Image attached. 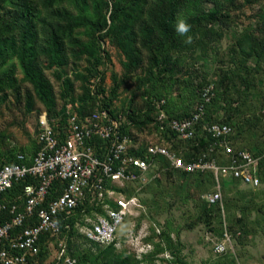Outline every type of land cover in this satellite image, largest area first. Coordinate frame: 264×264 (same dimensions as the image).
<instances>
[{"label": "trees", "instance_id": "trees-1", "mask_svg": "<svg viewBox=\"0 0 264 264\" xmlns=\"http://www.w3.org/2000/svg\"><path fill=\"white\" fill-rule=\"evenodd\" d=\"M261 1L0 0V99H7L8 90L18 91L19 81L29 82L34 93L25 96L26 112L35 109L38 102V114L44 110L55 131L63 130L68 113L85 115L99 102L100 106L123 122L126 133L131 137L134 135L132 128L141 130L153 123L156 141L162 142L170 153L185 163L203 156L218 165L227 164L231 156L225 152L224 147L214 144L216 139L201 125L227 124L231 127V132L225 136V140L231 147L236 162L241 161L237 157L241 151H247L252 157L258 158L256 176L263 183L264 117L260 112H264V3L255 13L251 25L241 29L237 26L233 28V40L223 53H219L216 46L226 37L233 23L237 24L243 8ZM207 3L212 5L207 7ZM181 19L190 25L187 36L191 37V43H186L187 36L178 35L175 30ZM105 41L122 54L125 77L138 69L144 71L137 79L130 103L119 109L113 106L118 88L116 74H112L114 85L109 94L106 92L105 79L111 59L104 46ZM201 49L212 51L213 60L220 63L210 79L200 76L195 68L197 59L201 57ZM81 57H85L87 61L84 70L75 73L73 79L65 78V66L71 59L79 60ZM14 59L22 70L20 79L15 73L16 64L12 62ZM49 73H53L58 80L63 78L60 97L70 104L58 105ZM165 77L172 84L184 83V87L191 90L188 99L183 101V107L175 105L171 97H165V93L157 89L150 94L149 86L146 87L149 82H153L152 86L158 82L165 84ZM73 80L80 81L79 95L74 94ZM210 84H213L214 94L205 105L203 119L196 125L191 138L181 140L169 127L159 129L160 123L153 115L155 110L158 113V109L152 104L153 100L159 101L165 97L162 108L169 119L188 118L200 99L202 89ZM170 85L165 84V88ZM173 88L175 87L170 89L174 90ZM137 90H141L140 93ZM138 94L143 98L150 96L146 112L134 105ZM12 95L18 102L21 101V95ZM75 101L78 102V107L73 105ZM39 147L37 139H33L32 144L26 148L4 146L0 148V165L29 164ZM18 153L23 154L24 159H18ZM135 155L148 156L143 146ZM148 158L155 162L153 177L143 186L138 180L126 181L123 187H113L108 181L107 185L113 187L115 192L112 196L106 195L104 203L113 207L119 197L139 198L141 194L149 193L145 204L146 215L154 221L153 216L160 212L164 204H167V209H172L175 205L192 200L197 212L193 225L203 223L217 237H221L226 231L241 247L255 233L254 226L264 220V202L255 203L259 194L264 195V189H240L239 179L219 176L224 226L219 203H209L204 198L206 193L215 190L212 170L187 173L171 166L163 155ZM28 180L30 181L27 178L14 183L4 196L8 199L17 197L21 194L22 185ZM60 184L59 180L53 181L48 198L59 194ZM180 191L182 196L178 194ZM169 192L173 201L166 203L164 196ZM252 211L257 216L250 217ZM96 212L104 214L105 204L98 207L84 204L76 209L75 214L60 220L61 225L69 223L71 227L62 233L67 236L66 255L75 259L73 264H138V260L129 253L118 251L116 240L101 246L89 241L79 232L76 222L81 223L85 213L91 215ZM140 214V218L146 217L145 213ZM8 217V213H5L0 219ZM75 236L89 241L90 246L95 249L76 244L72 240ZM157 236L152 233L144 238L153 245V250L144 255L150 259L149 262L153 264L158 254L168 252L178 264H187L185 259L177 256L169 233L163 230ZM155 237L159 240H154ZM216 256V264H233L229 253ZM48 257L47 246H42L37 257L40 264H46ZM62 262V259L51 260L48 264H63Z\"/></svg>", "mask_w": 264, "mask_h": 264}, {"label": "built area", "instance_id": "built-area-1", "mask_svg": "<svg viewBox=\"0 0 264 264\" xmlns=\"http://www.w3.org/2000/svg\"><path fill=\"white\" fill-rule=\"evenodd\" d=\"M213 94L211 85L203 88L194 111L188 118L180 120L169 119L162 108L164 100L156 101L159 129L169 127L179 139L191 138L196 125L203 119L205 105ZM73 105L78 107L79 104L75 101ZM38 122L36 139L40 147L30 163L0 165V217L5 213L9 215L7 219H0V264H40L38 254L42 246H54L53 238L59 240L54 259H62L63 264L75 263L74 258L66 255L67 236L60 237L62 231L70 230V224L61 225L60 220L75 214L76 209L84 204L91 207L105 204V212L91 215L85 213L82 222L77 221L75 224L79 232L98 245L111 243L116 238L119 224L140 203L137 197H119L112 207L104 203L105 197L112 196L115 192L113 187H123L126 181L138 180L143 184L146 177L150 178L155 162L148 156L163 155L171 166L187 173L212 170L215 190L206 193L204 198L209 203H219L224 226L219 176L239 179L241 184L251 188L261 185L256 176L258 158L252 157L247 151H241L237 155L241 161L237 163L236 157L232 155V149L225 140V136L231 132V127L227 124H201L216 139L214 144L224 147L225 152L231 156L227 164L218 165L203 156L185 163L156 139L146 141L136 136L131 137L126 133L123 122L112 116L99 102L85 115L68 113L67 123L62 131L54 130L44 110L38 114ZM154 136L157 138L156 133ZM142 146L147 157L135 155ZM17 157L24 159L23 154H18ZM27 178L30 181L22 185L21 194L10 199L4 196L14 183ZM54 180L61 181L60 192L48 198ZM108 181L113 187L107 185ZM212 248L216 255L233 254V264H243L236 257L233 240L226 231L216 238Z\"/></svg>", "mask_w": 264, "mask_h": 264}, {"label": "rangeland", "instance_id": "rangeland-1", "mask_svg": "<svg viewBox=\"0 0 264 264\" xmlns=\"http://www.w3.org/2000/svg\"><path fill=\"white\" fill-rule=\"evenodd\" d=\"M262 3H264V0L259 3L247 5L243 8L242 12L239 14L237 24L233 23L227 32L226 37L222 39L218 45H216L218 46L219 53H223L222 51H224L229 43L233 40L231 39L233 28L237 26L239 29H241L251 25V21L252 23L254 22V15L259 11ZM211 5V3L206 4L207 7H210ZM104 46L107 48L110 55L109 57L111 59V66H109L107 70V77L105 79V85L107 87L106 92L108 95L109 90L114 85L112 74H116L118 88L117 98L114 101L113 106L119 109L123 105L127 106L130 103L132 91L136 88L137 79L143 74L144 71L143 69H138L135 71V73L125 77L122 67V54L114 46H110L108 41H105ZM213 54L214 53H212V51L206 52L203 49L200 50L201 57L200 59H197V62L195 63V68H197L200 76H207L210 79L216 68L219 66L220 63L213 60ZM12 62L16 64L15 73L20 79V77L23 75L22 70L17 65L18 63L16 59H14ZM86 65L87 61L85 57H81L79 60L71 59L64 68V77L73 79L74 74L79 71H83ZM49 76L53 83V92L57 98L58 105L69 103L65 100H62L60 97L63 78L58 80L55 78L53 73H49ZM168 79V77H165L164 83L167 85L170 83L173 87H175L173 88L174 90L170 89L172 87L171 85L170 87L165 88V84L160 82H158L155 86L151 85L153 82H149L146 87L149 86L150 94L157 89L159 92L165 93V97H171L175 105H181L183 107V101L188 99L191 94V90L185 88L184 83L182 84L179 82L177 84H172V81H168ZM73 82L74 94L79 95L81 93L80 81L73 80ZM210 85L213 86V84ZM140 91L137 90L136 92L140 93ZM12 92L21 95L19 98V100H21L20 102L15 99L14 95H12ZM33 93L32 85L29 82L19 81L18 91L8 90L7 99H0V148H4V146L26 148L32 144L33 139H36L37 133L39 131V122L37 116L40 109L39 103L36 102L35 109H33L31 112H26L24 103L25 96ZM1 94L2 93H0V96ZM165 97L163 98L165 99ZM149 100L150 96L143 98L138 94V96L135 98L134 105H137L143 112H146V106ZM155 101L157 100H153L152 104H156V108L158 109L157 103H155ZM261 114L262 117H264L263 111L260 112V115ZM153 115L157 116L156 110L154 111ZM131 131L134 134L133 136L146 141L157 139L154 138L156 131L154 130L153 123L141 130L132 128ZM150 174V178L146 177L144 183L141 184V186L146 184L153 177V173L151 171ZM238 187L240 189L248 190L250 188L253 191H257L258 189L261 191V189H264V182L261 183L260 187L258 188H251L241 183L238 184ZM178 194L181 196L183 195L181 191ZM149 196V193L141 194L139 197L141 206H134V212L128 215L125 220L117 227L115 240L118 251L120 253H129L134 259L138 260V264H152L149 262L150 259L148 260V257L144 255L153 250V245L147 243L144 238L152 233H155L157 236L159 231L161 232L164 230L169 233L174 243L173 249L175 250L177 256L185 259L187 264H216L218 256H216V254L213 252L212 247L214 242H216L217 236L212 231H209L203 223L199 222L195 225L192 224V222L195 221V214L197 213L195 206H193V201L188 200L184 204L175 205L172 209H167V206H165L167 204H164V207L162 206L163 208H160V212L153 216V221V219L151 220L150 217L146 215L147 209L145 208V204ZM164 197L166 203L173 201L171 192L168 194L165 193ZM255 201L256 204L264 202V195H262V193L259 194ZM141 212L143 214L145 213V218H140V215H142L140 214ZM254 216H257L256 212L252 211L250 217ZM258 216L261 217L260 214ZM254 227L255 233L246 239V243L243 245V247L240 245L238 246L236 242L233 241L236 257L243 264H264V220H260L259 224ZM63 235H65V233H61L60 237H63ZM157 237H155L154 240L158 241L159 239ZM72 240L76 244H80L81 247H92L90 246L91 243L87 240H84L82 237L75 236ZM58 242V238H53L54 246H48L47 249L49 250V257L45 262L46 264H48L51 260L53 261L55 258V253L58 250ZM92 249L94 250L95 248L92 247ZM220 258L221 257H219V259ZM230 258L233 259L235 257L233 254H230ZM174 260L175 257H171L168 252L162 254L160 253L158 256H156V260L153 262V264H178V262Z\"/></svg>", "mask_w": 264, "mask_h": 264}, {"label": "clouds", "instance_id": "clouds-1", "mask_svg": "<svg viewBox=\"0 0 264 264\" xmlns=\"http://www.w3.org/2000/svg\"><path fill=\"white\" fill-rule=\"evenodd\" d=\"M175 30L178 35L187 36V33L190 31V25L187 24L184 20H179L175 26ZM186 43H191V37L187 36Z\"/></svg>", "mask_w": 264, "mask_h": 264}, {"label": "crops", "instance_id": "crops-1", "mask_svg": "<svg viewBox=\"0 0 264 264\" xmlns=\"http://www.w3.org/2000/svg\"><path fill=\"white\" fill-rule=\"evenodd\" d=\"M137 199H138V202L141 204V202H140V200H139V198L137 197ZM141 206V205H140ZM134 208L133 209H131V214L134 212ZM233 240V239H232ZM233 241H235V240H233Z\"/></svg>", "mask_w": 264, "mask_h": 264}, {"label": "water", "instance_id": "water-1", "mask_svg": "<svg viewBox=\"0 0 264 264\" xmlns=\"http://www.w3.org/2000/svg\"><path fill=\"white\" fill-rule=\"evenodd\" d=\"M261 116H262V114H261Z\"/></svg>", "mask_w": 264, "mask_h": 264}]
</instances>
